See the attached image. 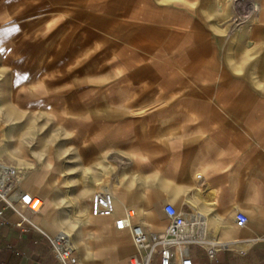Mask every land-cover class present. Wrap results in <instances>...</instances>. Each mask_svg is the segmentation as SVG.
Masks as SVG:
<instances>
[{
  "label": "crops",
  "instance_id": "crops-1",
  "mask_svg": "<svg viewBox=\"0 0 264 264\" xmlns=\"http://www.w3.org/2000/svg\"><path fill=\"white\" fill-rule=\"evenodd\" d=\"M255 1L259 17L243 39L211 34L193 0L10 1L0 13L9 68L19 69L21 55L25 69L36 56V69L72 71L45 83L10 79L0 159L42 206L13 212L0 203V264H60L48 243L59 231L72 237L74 264H130L145 249L115 221L131 209V223L162 233L165 204L187 219L197 214L195 235L213 247L208 258L205 245L191 243L192 264H264V0ZM51 9L57 16L33 18ZM218 12L226 13L221 3ZM30 113L56 119V157L18 138L14 119ZM102 181L113 211L93 214ZM238 211L248 218L242 228ZM19 213L28 219L20 226Z\"/></svg>",
  "mask_w": 264,
  "mask_h": 264
},
{
  "label": "built area",
  "instance_id": "built-area-1",
  "mask_svg": "<svg viewBox=\"0 0 264 264\" xmlns=\"http://www.w3.org/2000/svg\"><path fill=\"white\" fill-rule=\"evenodd\" d=\"M232 12L231 24L234 27L243 25L247 22H255L259 13V5L253 0H231ZM20 172L14 166L0 161V203L4 208H9L13 212H18L17 208H24L31 213L39 211L42 200L39 197L23 191L20 187ZM34 198L39 199L40 203L33 206ZM90 212L93 214H109L113 211V196L106 188L102 187L94 191L89 202ZM163 211L168 219V225L162 233L146 230L142 225L131 223L133 210L127 209L123 216L115 221L117 229H127L130 233L132 242L138 252L145 249L134 257L130 264H152L157 256L159 264H192L186 257L187 248L191 243L205 245L208 258L213 256V247L201 242L195 235L196 225L192 220L193 214L189 219L184 212H180L170 204H165ZM3 208H0V217ZM20 221L16 224L22 225L28 219L19 213ZM248 218L243 212H236L234 224L237 228L246 225ZM185 229H187L185 231ZM49 247L55 258L60 264H74L73 257L74 245L72 237L65 231H59L48 237Z\"/></svg>",
  "mask_w": 264,
  "mask_h": 264
},
{
  "label": "rangeland",
  "instance_id": "rangeland-1",
  "mask_svg": "<svg viewBox=\"0 0 264 264\" xmlns=\"http://www.w3.org/2000/svg\"><path fill=\"white\" fill-rule=\"evenodd\" d=\"M10 1L12 0H0V13H9V7H10ZM52 1V0H50ZM54 3L57 2V0H53ZM162 2L170 1V0H161ZM255 1V0H253ZM219 3L222 4L223 7H225L226 13H219L218 12V5ZM194 7H196L198 16H203L209 20L210 26H209V32L211 34H226L229 36L227 39H233V34H238L242 37L243 35L250 30L252 26V20L251 22H247L243 25H239L237 27H234L231 24V17L233 15L232 12V4L231 0H193ZM57 6V4H54ZM259 5V4H258ZM44 13H41V11H35L33 18H41L43 14H46L45 16H57L58 10L57 9H51V10H44ZM259 17V13H258ZM258 19H256L257 21ZM255 21V22H256ZM37 27H35L36 29ZM233 43V41L231 42ZM245 44V45H244ZM242 43V48L245 49L244 46H248L247 43ZM19 48L21 45H24V43L19 42L18 43ZM36 53V52H35ZM244 53V50H242V54ZM247 53V52H245ZM20 54V52H19ZM52 61L53 59H49ZM31 61V59H30ZM10 57L9 52L3 53V55L0 57V146H3L6 148V144L9 140V128L11 125V121L9 117L4 116V114L8 113V110L10 109V79L12 77L17 78V83H26L27 79H30L33 83V81H39L41 82H47L48 79L50 81L56 80L58 77H66L69 76V73H71L72 70L68 71L65 69H36L37 67H40L42 65V58L34 57L33 58V64L34 69H25L27 65V59L24 56L19 55L18 56V65L19 69H10ZM31 64V62H30ZM69 72V73H68ZM66 73V74H65ZM20 88V86L18 87ZM19 123L18 127V138L21 139V143L27 144L26 142L29 141V145L31 148L35 149V152L42 157L46 156L48 153V150L51 152V148L54 149L55 152H53V155L55 157L57 156V150H58V141H59V135L57 133V127L56 125V119L50 118L48 116H42L39 114H32L30 113L29 118L23 117L14 119V122ZM21 125L23 127H21ZM47 128H49L51 131L44 132H36V131H46ZM32 139V140H31ZM70 146H68L69 148ZM72 154V153H71ZM70 154V157H71ZM52 155V156H53ZM41 156L36 157L39 163H41ZM47 157V156H46ZM69 157V156H68ZM1 162H4L8 165L14 166L11 164V162H6L2 159H0ZM37 165L34 164V167ZM20 174V178H21ZM25 182V183H23ZM20 183L26 185H29V183L26 181V179L22 180L20 179ZM53 188L57 189L59 187V183L52 184ZM73 184H71L68 188L70 189ZM79 186L82 184H78ZM105 187L104 181L99 184L98 188H96L94 191ZM70 203L75 205L76 202L79 203L80 199H69ZM90 202V201H89ZM35 206L40 203L39 199H34ZM81 203H79L80 205Z\"/></svg>",
  "mask_w": 264,
  "mask_h": 264
},
{
  "label": "bare ground",
  "instance_id": "bare-ground-1",
  "mask_svg": "<svg viewBox=\"0 0 264 264\" xmlns=\"http://www.w3.org/2000/svg\"><path fill=\"white\" fill-rule=\"evenodd\" d=\"M35 199V198H34ZM42 203V202H41ZM33 206H35L34 200H33Z\"/></svg>",
  "mask_w": 264,
  "mask_h": 264
}]
</instances>
